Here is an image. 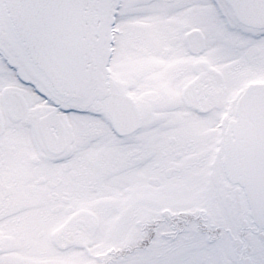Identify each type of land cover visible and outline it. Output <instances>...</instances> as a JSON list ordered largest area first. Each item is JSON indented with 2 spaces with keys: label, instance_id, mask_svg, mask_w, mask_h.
Masks as SVG:
<instances>
[{
  "label": "snow or ice",
  "instance_id": "snow-or-ice-1",
  "mask_svg": "<svg viewBox=\"0 0 264 264\" xmlns=\"http://www.w3.org/2000/svg\"><path fill=\"white\" fill-rule=\"evenodd\" d=\"M0 264H264V0H0Z\"/></svg>",
  "mask_w": 264,
  "mask_h": 264
}]
</instances>
